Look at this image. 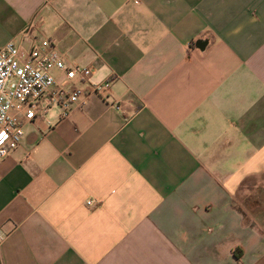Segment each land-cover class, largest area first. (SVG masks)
<instances>
[{
	"label": "crops",
	"instance_id": "crops-1",
	"mask_svg": "<svg viewBox=\"0 0 264 264\" xmlns=\"http://www.w3.org/2000/svg\"><path fill=\"white\" fill-rule=\"evenodd\" d=\"M36 16L108 87L0 162V264H264V0H0V47Z\"/></svg>",
	"mask_w": 264,
	"mask_h": 264
},
{
	"label": "built area",
	"instance_id": "built-area-1",
	"mask_svg": "<svg viewBox=\"0 0 264 264\" xmlns=\"http://www.w3.org/2000/svg\"><path fill=\"white\" fill-rule=\"evenodd\" d=\"M36 29H40L37 16L17 40L0 47V162L20 147L27 121L52 107H58L62 117H69L74 110L82 109L90 96L108 87L90 84L92 70L73 65L49 38L31 37ZM28 38L32 42L26 50L23 42ZM60 76L64 78L62 84ZM77 81L89 83L88 88L83 90ZM3 237L0 233V240Z\"/></svg>",
	"mask_w": 264,
	"mask_h": 264
},
{
	"label": "rangeland",
	"instance_id": "rangeland-1",
	"mask_svg": "<svg viewBox=\"0 0 264 264\" xmlns=\"http://www.w3.org/2000/svg\"><path fill=\"white\" fill-rule=\"evenodd\" d=\"M24 49H29V46L26 44V45L24 46ZM24 55H25V54H24V52L22 51V52H21V58H24ZM244 208H245L246 210H248V209H247V206H245ZM261 223H263V222H261Z\"/></svg>",
	"mask_w": 264,
	"mask_h": 264
}]
</instances>
